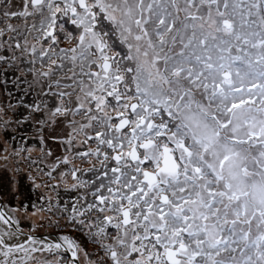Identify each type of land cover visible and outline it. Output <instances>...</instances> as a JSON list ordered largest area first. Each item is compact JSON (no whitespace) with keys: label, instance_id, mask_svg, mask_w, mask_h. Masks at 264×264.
I'll use <instances>...</instances> for the list:
<instances>
[{"label":"snow or ice","instance_id":"6c2138e0","mask_svg":"<svg viewBox=\"0 0 264 264\" xmlns=\"http://www.w3.org/2000/svg\"><path fill=\"white\" fill-rule=\"evenodd\" d=\"M0 173V264H264V0H0Z\"/></svg>","mask_w":264,"mask_h":264},{"label":"rangeland","instance_id":"374dc122","mask_svg":"<svg viewBox=\"0 0 264 264\" xmlns=\"http://www.w3.org/2000/svg\"><path fill=\"white\" fill-rule=\"evenodd\" d=\"M11 180L10 174L7 173H0V196L4 195L3 188L7 187L8 181ZM41 193V190H38L36 192L32 191L31 183L27 181L26 176H22L20 178V183H19V196H20V203H28L31 204V202L35 201L37 204H40V201L37 199ZM47 195V193H45ZM5 203H7L10 207H15L17 206V199L15 196L9 195L5 200ZM62 202V201H61ZM45 206H47V202H44ZM53 204H55V200H53ZM51 215V213H49ZM21 226L27 230L28 227L30 226L27 221H22ZM43 234H48L49 237L52 234L56 235L54 230H50L48 228H38L37 229V235H43ZM37 238H42L37 236Z\"/></svg>","mask_w":264,"mask_h":264},{"label":"water","instance_id":"95a60500","mask_svg":"<svg viewBox=\"0 0 264 264\" xmlns=\"http://www.w3.org/2000/svg\"><path fill=\"white\" fill-rule=\"evenodd\" d=\"M37 236H39V237H44V236H50V235H48V234H43V235H37ZM51 236H54V234H52Z\"/></svg>","mask_w":264,"mask_h":264},{"label":"bare ground","instance_id":"6f19581e","mask_svg":"<svg viewBox=\"0 0 264 264\" xmlns=\"http://www.w3.org/2000/svg\"><path fill=\"white\" fill-rule=\"evenodd\" d=\"M52 237H49V239H51Z\"/></svg>","mask_w":264,"mask_h":264}]
</instances>
